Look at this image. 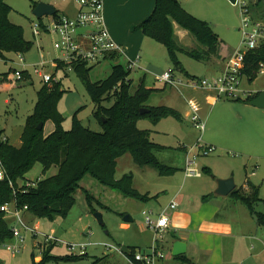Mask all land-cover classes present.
<instances>
[{"label": "rangeland", "instance_id": "374dc122", "mask_svg": "<svg viewBox=\"0 0 264 264\" xmlns=\"http://www.w3.org/2000/svg\"><path fill=\"white\" fill-rule=\"evenodd\" d=\"M5 1L12 8L9 14L11 22L22 26L25 39L33 42L32 49L25 54L10 52L5 54V58L0 57V75L8 73L7 81L0 89V128L4 129L10 143L17 147L21 146V135L26 119L33 112L38 98L37 92L44 84L43 77L35 70L36 67L42 65H44V72L54 76L53 83H61L62 88L66 90L58 104L59 111L65 117L64 128L66 130L71 128L73 115L78 112V118L84 126L95 132H103V124L94 115L95 105L77 71L72 67L60 69L56 67L62 57V53L54 46L58 36L41 29L42 23L46 26L50 25L53 20L52 16L39 19L33 13L34 3L42 1L56 6L58 10L63 5L75 11L78 5L76 0ZM179 1L185 4L187 7H183L189 12L192 11L191 13L196 17L208 21L224 40L221 49L222 57L230 59L238 50L246 51L242 42L241 10L235 7L230 0ZM249 1L253 17L264 21V0L260 2V5H255L258 0ZM36 25H40V34H35ZM189 43L188 40L183 42L185 46ZM160 45L164 55L162 58L165 63H168L166 69L159 70L162 74L173 69V65L167 47ZM122 58L120 57L117 61L107 59L97 64H90L93 66L90 72L92 81L108 77L114 63H124ZM179 58L191 74L199 78H209L208 67L210 65L207 62L198 61L184 52L179 53ZM15 69L26 70L29 78L15 81L13 79ZM262 70L253 81H250L247 75H243L241 87L246 91L264 90V68ZM145 75L149 85L164 83L156 75L149 72L144 73L134 67L130 75V79H133L132 93L135 92L141 78ZM178 76L183 81H187L186 76L180 73ZM10 77L13 80H10ZM187 91L185 89L184 93L189 96ZM176 94L179 102L183 103L187 110L188 103L181 94L178 92ZM113 102V99L106 100L103 104L110 107ZM242 103L229 98H219L217 107L205 105L206 113L203 119L206 127L204 131L193 126L191 119L180 120L167 117L158 124L149 118L139 119L140 129L152 130L151 138L154 141L171 147L159 152V159L168 165L178 166L180 169L173 175L161 176L153 167L137 165L131 153L128 152L118 158L115 177L121 178L124 174L131 173L134 176V184L141 191L136 189L141 193L148 190L158 192L164 201H168V192H165V189L171 191L184 187V192L201 190L205 194V190L210 188V183L211 185L217 184L218 179H224V176L229 175L228 178H234L237 189L245 187L242 189L243 193L258 194L262 200L255 204V208L259 212H264V112L254 106H244ZM53 129V122L48 121L44 127L45 135ZM199 141L203 145L213 146L215 150L207 156L198 158L197 164L202 172L201 177L186 178L184 170L181 169L182 166L185 167L186 158H183V152L178 147L185 145L189 152H192V148L197 146ZM205 167L212 169L214 178L206 172ZM56 172L57 167H52L45 172L43 165L38 163L25 175L24 179L19 180V184L37 183ZM81 185L105 207H101L96 201H93L92 206L89 205L85 192L80 189L75 195V204L66 214L37 217L27 212L23 222L18 221L14 216H7L12 228L19 226L23 239L13 237L11 240L0 243V264H33L34 261L42 259L43 247L53 244L51 255L59 260L53 258L46 264H132L122 252L123 246L137 247V253L151 252L157 240V233L146 226L143 212L150 210L152 206L147 205L146 202L125 197L100 184L89 175L82 180ZM228 199L232 202L236 201L233 196ZM238 207L248 214L244 204L239 202ZM97 211L102 213L104 225L97 220L95 216ZM127 216H130L132 220L127 221L125 219ZM262 229L264 230V227ZM10 245L15 247V253L10 249ZM72 246L75 247L74 250L71 249ZM81 251H84V256L77 260L64 259L72 255L80 256ZM166 252L164 251L165 255L168 254Z\"/></svg>", "mask_w": 264, "mask_h": 264}, {"label": "trees", "instance_id": "16d2710c", "mask_svg": "<svg viewBox=\"0 0 264 264\" xmlns=\"http://www.w3.org/2000/svg\"><path fill=\"white\" fill-rule=\"evenodd\" d=\"M261 1L263 0H258L255 5H260ZM37 4L38 2H35L34 7ZM250 7L252 12L251 4ZM11 10L5 0H0L1 58H5V54L10 52L25 54L33 47V42L25 39L22 26L11 22L9 18ZM60 16L57 10L52 17L58 19ZM173 22L195 38L198 42L196 48H185L178 43L174 35ZM135 28L167 47L173 65L172 71L177 74H188L180 61V52L198 61H207L218 54L220 38L213 26L186 10L179 0H156L153 12ZM107 59L117 61L118 56L113 54ZM72 65L95 105L94 115L103 124L104 131L95 132L84 126L78 118V112L73 115L71 128L66 130L63 125L65 117L58 109L66 90L59 82L44 83L37 92L34 110L26 119L21 135V146L1 141L4 130L0 128V159L5 170V177L0 181V208L10 203L17 209L27 206V211L37 217L66 214L75 204V195L83 189L81 182L88 175L125 197L148 202L153 197L136 189L133 174L126 173L121 178L115 177L118 158L128 152L137 165L153 167L161 176L173 175L179 170L176 166L162 162L158 157L159 152L170 147L154 142L151 130L138 127V120L141 118H149L154 123L167 117L182 118L176 109L147 104L156 89L147 87L142 81L132 93L133 81L130 79L132 70L120 62L114 63L109 76L99 81H92L90 72L93 66H90L88 61L78 60ZM64 67L63 62L58 61L57 69ZM263 68L264 42L246 52L242 73L253 81ZM23 75L25 79L29 78L26 71ZM7 77L8 73L0 75V84L7 81ZM257 95L258 93L249 95L244 100L250 102ZM112 99L114 101L112 106H104V101ZM143 108H149L150 111L142 114ZM48 121L53 122L54 129L45 135L44 127ZM40 123L44 124L42 130L38 129ZM38 163L43 165L45 172L52 167H57V172L37 183L28 182L20 185L19 180L24 179ZM206 172L212 174L210 171ZM83 192L89 205L92 206L93 201H96L101 207H105L89 190L83 189ZM230 196L244 204L257 223L264 227V212H259L255 208V204L262 200L257 193L252 195L243 193L241 188L235 189ZM13 237V228L7 215L0 210V243ZM53 246L54 244L43 247L42 259L34 261L33 264H46L53 258L59 260L51 255ZM128 247L131 249L128 256L135 262L137 247ZM83 256L84 254L72 255L64 259L77 260ZM174 259L184 264L192 263L186 255Z\"/></svg>", "mask_w": 264, "mask_h": 264}, {"label": "crops", "instance_id": "0c3cea01", "mask_svg": "<svg viewBox=\"0 0 264 264\" xmlns=\"http://www.w3.org/2000/svg\"><path fill=\"white\" fill-rule=\"evenodd\" d=\"M155 1L156 0H104V9L107 27L112 37L126 48V57L122 58L124 61L123 64L127 65L129 61H134L135 65L131 70L137 67L138 70L144 71V73L149 72L159 77L161 75L159 70L168 67V63H165V60L162 58L164 55L160 45L161 43L145 35L142 30L135 28L153 12ZM182 6L187 7L185 4H182ZM78 10V5L75 11L62 5L58 11L61 16L75 17ZM173 28L174 35L181 46L190 49L198 46V42L186 29L180 27L176 22H173ZM185 40L190 41L188 46L183 44ZM223 43L224 40L220 38L218 54L204 61L210 65L208 67L209 79L222 75L233 58L227 59L221 56ZM185 70L188 73V76L185 74L186 77H199L191 74L186 68ZM10 80H13L12 77H10ZM146 80L145 75L141 78L140 83L143 81L147 87L156 89L147 104L149 106H168L176 109L181 114L182 118L180 120L190 119V104L196 106L202 118H205V105H213L214 107L219 105V98L213 91L192 89L186 85L178 89L176 87H170L162 82L160 85L154 84V86H152L147 84ZM2 84H4V82L0 84V89L1 86H3ZM169 87L170 89L168 90ZM185 89L188 90L189 96L185 95ZM244 90L246 91V89ZM261 91L262 90H253L251 92L255 94ZM175 92L181 94L185 102L188 103L187 105H189V108L187 110L184 108V104L179 102L180 100L177 99V94ZM244 99L245 98H242L236 101L243 102L242 104L244 106H251L250 103L246 102ZM258 109L264 112V109ZM178 148L183 152V158H186L189 152L188 147L180 145ZM184 168L183 166L181 167L182 170H184ZM205 170L212 173H208L211 178L215 177L210 167H205ZM228 177L229 175L224 176V178ZM211 184L212 183H210V188L205 190V194H203L201 190L184 192V187L172 189L171 191L165 189L164 191L168 192V201H164V199L159 196L160 193L158 192H152L151 190L146 191L153 197L146 202L147 205L152 206L150 209L157 213L165 210L170 218L171 230L166 235L162 245L164 251L168 252L167 261H172L174 259L172 249L175 241L182 240L187 244L185 255L195 264H263V227L257 223L248 208L247 212L249 215L238 207L239 201L236 200L232 202L228 199L230 195L221 196L216 194L215 191L218 184ZM134 186L138 188L135 184ZM243 188L245 187L243 186L242 189ZM172 201L177 202V206L174 209L169 207ZM27 212L28 211L21 212L22 222L25 220L23 218ZM125 226L127 227L128 225ZM124 254L128 262H130L131 259L128 254Z\"/></svg>", "mask_w": 264, "mask_h": 264}, {"label": "built area", "instance_id": "2783aa9c", "mask_svg": "<svg viewBox=\"0 0 264 264\" xmlns=\"http://www.w3.org/2000/svg\"><path fill=\"white\" fill-rule=\"evenodd\" d=\"M235 7L241 10V30L242 42L246 47V51L238 50L229 62L226 71L213 79L187 77V81H183L177 73L172 69L165 71L158 78L166 85L180 88L186 85L192 89H204L213 91L218 98H247L253 93L245 91L241 87L243 80L242 70L244 68V59L246 52L255 49L260 43L264 42V21L253 17L249 0H230ZM79 10L75 17L60 16L58 19H53L49 26L41 25V29H45L50 33L57 35L55 40V48L62 53L59 61L63 62L65 67H72V63L78 60L88 61L89 64H97L102 60H106L109 56L117 54L120 57H126V48L118 43L112 37L106 23L104 0H76ZM53 18V17H52ZM40 25H36L35 34H40ZM23 61V58H21ZM58 63V62H57ZM135 65L134 61H129L127 66L132 68ZM44 65L36 67V73L43 77L44 83H53L54 76L43 70ZM57 67V64H56ZM74 69V68H73ZM26 70H15L13 79L15 81L23 79V72ZM263 71V70H262ZM191 108V123L200 131H204L206 122L200 115L196 106L190 104ZM1 141L10 142L9 138L3 133ZM215 148L210 145H203L198 142V145L192 148V152L186 155V164L184 173L186 178H199L202 172L198 168L197 160L200 156H207L214 152ZM5 177V170L0 159V181ZM34 186L35 184L32 183ZM177 202L172 201L169 205L171 209L176 208ZM28 207L17 209L10 203L1 206L0 210L4 211L7 216H14L21 221V212L27 211ZM146 226L157 233V240L151 248L150 253L135 254V262L132 264H184L173 259L167 261V255L164 254L162 247L166 235L171 230L170 218L165 210L155 212L154 210H144ZM13 235L16 238L23 239L21 229L18 225L13 227ZM10 249L14 251L15 247L10 245ZM75 249L74 246L71 247ZM14 251L13 253H15ZM145 252V251H143ZM84 254V251L80 252Z\"/></svg>", "mask_w": 264, "mask_h": 264}, {"label": "water", "instance_id": "95a60500", "mask_svg": "<svg viewBox=\"0 0 264 264\" xmlns=\"http://www.w3.org/2000/svg\"><path fill=\"white\" fill-rule=\"evenodd\" d=\"M33 13L37 18L41 19L44 16L55 15L57 13V9L54 5L42 1L36 5ZM249 103L251 106L264 109V90L259 92L258 95L256 97H254ZM149 111H150L149 108H143L141 110V113L145 114V113H148ZM103 121H105V119H103ZM43 127H44L43 123H40L38 125L39 130H42ZM217 184H218V187H217L215 192H216V194L221 195V196H228L236 189V183L234 181V178H232V177L224 178V179H218ZM95 216H96L97 220L99 221V223L101 225H104L102 213L97 211V212H95ZM125 219L127 221L132 220V218L130 216L125 217ZM121 250H122V252H124L126 254H130V252H131V249L127 246H123L121 248ZM186 251H187L186 242H184L182 240H176L175 243L173 244V249H172L173 257L185 255ZM191 264H195V263L192 262Z\"/></svg>", "mask_w": 264, "mask_h": 264}]
</instances>
